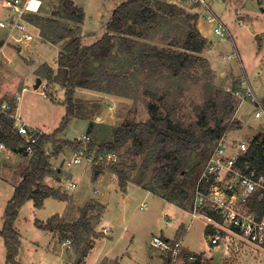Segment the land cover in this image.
<instances>
[{
	"label": "rangeland",
	"instance_id": "374dc122",
	"mask_svg": "<svg viewBox=\"0 0 264 264\" xmlns=\"http://www.w3.org/2000/svg\"><path fill=\"white\" fill-rule=\"evenodd\" d=\"M74 1L85 12L79 35L83 45H90L102 38L113 11L126 0ZM156 1L158 0H152L153 5ZM159 1L174 3L187 12L194 11L198 14L199 29L209 42L202 56L208 58L217 71H213L211 77H205L204 70L199 68L198 73L202 76V81L196 84H166L169 89L179 90L185 87L179 115L185 129L200 128L201 120L196 110L206 101V82H212L223 90H233L236 80H239L238 88L244 92L243 78H246L264 104V11L257 0H207L212 11L220 18L223 25L221 29L226 37L215 33L218 25L205 19V10L201 6L190 5L185 0ZM42 2L44 16L50 17L57 8V1ZM5 16L6 11L0 5V20ZM250 28H253L254 32ZM32 31L36 39L28 44L15 46L22 47L23 50L18 53L15 49L14 53H10L13 55L10 66L5 65L0 57V87L3 91H8L0 97V102L12 103L18 96L23 119L43 134L51 135L66 116L65 89L39 75L37 79H41L42 83L35 89L37 79L34 72L37 67L48 63L57 73L61 48L43 42L38 35L39 30ZM257 35L259 40L256 39ZM5 37L6 31L0 28V39L4 40ZM160 40L156 43L170 48L169 43L164 44ZM229 56H233V59H228ZM140 79L142 80L143 76H140ZM15 84H20L18 95L11 94ZM24 85L26 90L22 91ZM165 87L156 91L155 88L146 90L141 84L127 86L130 97L77 89L75 118L59 137L60 140L72 142L73 146L63 147L57 156L53 155L52 145L46 147L54 174L48 177L45 183L65 192L69 201L64 203L52 198L45 201L43 208L37 209L34 201L30 200L22 206L15 225L21 235L22 244L18 258L22 264L116 263L108 258H119V264H187V258L196 255L202 258V264H250L244 245L227 248L225 244H221L220 247L213 248L208 244L204 228L211 224L210 220L205 216L193 219L191 215L195 209V185L202 167L190 182L184 177H179L177 185L170 190H161L158 185L152 183V171L147 172L144 183L152 186L155 193L132 183H128L124 190L119 185L117 176L110 171L108 159H96L99 148L111 140L114 127L127 122H146L150 118V105H155L158 114L165 116L166 109L159 101ZM235 101L237 110L234 120L231 121L238 123L235 129L225 135V141L228 145L241 141H246L249 145L255 136L264 135V118L256 117L258 108L251 100L236 98ZM91 124L95 125L92 132L89 131ZM84 135H87L89 140L82 142L81 149L85 153L82 162L68 167L67 163L79 151L76 150L75 144ZM89 144L95 146L91 152ZM7 154L11 157L6 159L3 154L0 157V229L3 227L2 215L7 201L21 182L32 156H24L20 151L5 153L6 156ZM118 157L131 177L138 178L145 154L134 155L132 145L128 144ZM199 161L200 156L195 154L192 166ZM97 165L104 168L102 173L96 168ZM70 184H76L77 188L67 189ZM184 196H187V199L181 208L170 203L174 201L178 204ZM88 201L95 203L88 213L92 232L81 231L75 237L70 232L56 231L55 238L51 239L47 232L35 226L36 220L47 223L53 215L62 214L66 205H71V202L73 206L65 222L74 223L80 218L81 211ZM99 202L105 205V211ZM180 230V238L184 244L177 257L170 258L163 249L151 245L155 237L170 243L175 242ZM68 239L71 241L70 248L66 245ZM6 254L4 240L0 237V264H7ZM86 257L89 258L85 261Z\"/></svg>",
	"mask_w": 264,
	"mask_h": 264
},
{
	"label": "trees",
	"instance_id": "16d2710c",
	"mask_svg": "<svg viewBox=\"0 0 264 264\" xmlns=\"http://www.w3.org/2000/svg\"><path fill=\"white\" fill-rule=\"evenodd\" d=\"M56 1L57 8L50 17L44 16L42 8L38 14L29 15L28 19L39 29L44 41L61 48L57 73L48 64H43L36 73L65 89L67 111L53 134H42L33 146L22 180L7 203L0 230L7 250V264H22L18 258L22 243L15 227L22 206L30 200L37 208L42 207L46 198L69 200L65 192L45 183L54 174L46 147L52 145L53 155L57 156L63 147L72 145V142L59 137L75 118L77 89L130 97L127 86L141 84L146 90L155 88L160 91L167 83L185 86L189 82H201L199 68L204 70L205 77L213 75L210 62L202 56L209 42L197 27L198 17L174 3L158 0L153 5L152 0H126L113 11L102 38L93 44L83 45L79 34L85 20L84 10L74 0ZM158 39L164 44L169 43L170 48L157 44ZM140 76H143L142 80ZM239 85V80H236L233 90L228 91L206 82V101L196 110L201 120L198 130L185 129L179 116L185 87L178 90L166 86L159 98L166 109L165 116H160L157 107L150 105V118L146 122H127L114 127L111 140L99 148L96 159H106L110 154L117 157L116 162H109V169L117 176L122 188L133 183L156 193L152 186L144 183L149 171H152V183L161 190L175 187L179 177L190 182L207 161L215 143L236 128L238 122L231 120H234L237 110L234 92ZM14 124L13 118L0 113V141L11 151H20L28 157L23 149H18L25 140L15 130ZM94 127L91 124L89 131H94ZM128 144L132 145L134 155L145 154L138 178L131 177L118 157ZM75 146L76 150L83 147L82 142H76ZM88 147L91 152L95 146L89 144ZM195 154L200 156V161L192 166ZM237 164L248 168V171L256 169L258 175H264V135L253 138ZM96 168L100 173L104 170L101 165ZM186 199L184 196L178 204L170 203L182 207ZM93 204L87 203L74 223L64 222L55 215L47 223L36 220L35 226L44 231L70 232L75 237L81 231L92 232L88 213L94 208ZM256 208L260 213L263 206L256 203ZM207 214L219 220L213 211L207 210ZM210 230L206 227L205 235ZM181 235L180 230L173 244L181 240ZM190 257L187 264H202L200 256L196 255L193 260Z\"/></svg>",
	"mask_w": 264,
	"mask_h": 264
},
{
	"label": "built area",
	"instance_id": "2783aa9c",
	"mask_svg": "<svg viewBox=\"0 0 264 264\" xmlns=\"http://www.w3.org/2000/svg\"><path fill=\"white\" fill-rule=\"evenodd\" d=\"M190 5L201 6L205 10V19L210 23H216L215 33L226 37L222 31L221 20L212 11L207 0H185ZM260 8L264 11V0H257ZM1 7L6 11L4 19L0 20V28L6 31V37L0 44V56L6 46L21 45L33 42L36 39L32 30L38 31L28 19L31 14H38L43 2L42 0H0ZM38 29V30H37ZM40 36V31H38ZM228 59H233L229 56ZM244 92L238 89L234 96L243 101L251 100L257 105L256 117L264 118V104L257 97L252 86L243 78ZM228 91L232 89L228 88ZM16 109L11 102H0V113L9 115L15 120L14 128L25 140V144L18 146L27 154L33 153V146L43 134L40 130L31 128L23 122L13 110ZM89 140L84 135L79 142ZM246 141L233 142L228 145L225 136L216 142L207 161L202 166L200 175L195 185V209L191 213L193 219L205 216L210 220L208 224L211 230L206 235V240L213 248L225 244L227 248L239 245L253 246L264 250V175H258L256 169L248 171V168L239 166L238 160L248 150ZM6 144L0 141V152L5 151ZM80 148L74 157L67 163L68 167L80 164L84 156ZM108 162H116L115 155L107 156ZM76 184L68 185L67 189L75 190ZM256 203L263 206L262 212H258ZM207 210L218 215L219 220L209 217ZM200 211V213H198ZM71 241L68 239L66 245L70 248ZM151 245L163 249L171 257H177L181 251L182 240L170 243L167 240L153 238ZM191 260L195 256L190 257Z\"/></svg>",
	"mask_w": 264,
	"mask_h": 264
},
{
	"label": "crops",
	"instance_id": "0c3cea01",
	"mask_svg": "<svg viewBox=\"0 0 264 264\" xmlns=\"http://www.w3.org/2000/svg\"><path fill=\"white\" fill-rule=\"evenodd\" d=\"M192 13L194 14V15H196V16H198V14H195V12L194 11H192ZM197 27H198V29H199V25H198V20H197ZM200 30V29H199ZM200 32L202 33V31L200 30ZM202 35L204 36V34L202 33ZM218 35V34H217ZM3 42V40H1L0 39V44ZM43 42H44V40H43ZM16 45H10V48H4L3 49V51H2V55L0 56L2 59H3V62L5 63V65H8V66H10L11 65V57L13 56L12 54H10V53H14V50L16 49L17 50V52L18 53H21L22 52V50H23V48L22 47H20V48H17V47H15ZM7 47V46H6ZM28 47V46H27ZM207 57V56H206ZM208 59V58H207ZM209 61V60H208ZM24 62H25V58H24ZM210 62V61H209ZM44 64H48V63H44ZM49 65V64H48ZM210 65H211V67H212V69H213V71L214 72H217L214 68H213V66H212V64H211V62H210ZM50 66V65H49ZM13 69V68H12ZM37 69H38V67H37ZM36 69V70H37ZM53 70H55V68H52ZM36 70H35V72H34V75H35V77H36V79L38 78V74L36 73ZM38 80L39 79H37V82H38ZM18 83V82H17ZM19 86H20V84H18V85H16L15 84V89L13 90L14 92H9V93H11V94H16V95H18V88H19ZM36 86H37V84H36ZM36 86H35V89H37L36 88ZM0 97H3V95H5V93L6 92H8V91H3V89L0 87ZM23 90H26V86L24 85V87H23V89H22V91ZM45 96H46V94H45ZM47 97V96H46ZM48 98V97H47ZM15 99L16 100H14V102H12V104H13V106L16 108V109H14V114H16V116H18L23 122H25L27 125H29L31 128H33V129H36V130H39V129H37V127H33L31 124H30V122L29 121H26L25 119H23V115H22V113H21V110H20V103H19V97L18 96H16L15 97ZM242 117V119L244 118L243 116H241ZM243 121V120H242ZM9 153V152H11V150L10 149H7V150H5V151H1L0 152V157H2L1 155L3 154V156L7 159V158H9V157H11L10 155H8L7 154V156L5 155V153ZM13 152V151H12ZM133 184V183H132ZM46 185H48V184H46ZM135 185V184H134ZM48 186H50V185H48ZM51 187V186H50ZM54 188V187H53ZM57 189V188H56ZM124 190H126V188H124ZM149 192H151V191H149ZM12 198V197H11ZM10 198V199H11ZM9 199V200H10ZM48 199H52V198H46L45 200H44V203H45V201L46 200H48ZM54 199V198H53ZM9 200L7 201V203L9 202ZM55 200H57V199H55ZM58 201H60V200H58ZM69 201V200H68ZM60 202H64V203H66L67 201H60ZM92 203V201H88L87 203ZM43 203V205H42V207L41 208H43V206L45 205ZM86 203V204H87ZM100 203V202H99ZM100 205H102V206H104V211L106 210V207H105V205L104 204H102V203H100ZM6 206H7V204H6ZM71 206H73L72 205V202H71V205H69V203L66 205V209H65V211L62 213V214H55V215H58V216H60V218L65 222L66 220L65 219H67V216H68V213L70 212V208H71ZM41 208H37V209H41ZM5 209H6V207H5ZM79 208H77V210H78ZM4 212H5V210H4ZM3 215H4V213H3ZM3 215H2V218H3ZM55 215H53V216H55ZM73 215V214H72ZM52 216V217H53ZM75 216V215H74ZM77 216H79V213L77 214ZM51 217V218H52ZM79 219V218H78ZM4 223V222H3ZM3 228V227H2ZM204 229H206V228H204ZM0 230H2V229H0ZM104 230V229H103ZM44 231V230H43ZM44 232H47L49 235H50V237H51V239H54L55 238V233H56V231H53V232H50V231H44ZM204 232H205V230H204ZM186 234V233H185ZM184 234V235H185ZM21 236V235H20ZM182 240V239H181ZM184 244V241H182V245ZM51 246V240H50V245H49V247ZM246 252H245V255H247V259L249 260V262H250V264H264V250L263 249H259V248H255V247H253V246H249V247H247L246 246V250H245ZM89 256V255H88ZM88 258L89 257H86V259H85V261L86 260H88ZM104 258H106V257H104ZM108 258V257H107ZM108 259H110V260H113V261H116V263H114V264H119V258H108Z\"/></svg>",
	"mask_w": 264,
	"mask_h": 264
},
{
	"label": "water",
	"instance_id": "95a60500",
	"mask_svg": "<svg viewBox=\"0 0 264 264\" xmlns=\"http://www.w3.org/2000/svg\"><path fill=\"white\" fill-rule=\"evenodd\" d=\"M250 29L254 32V29H253V28H250ZM256 39H257V40L260 39L259 35L256 36ZM41 83H42V81H41V79H39L38 82H37V86H36V88H39L40 85H41Z\"/></svg>",
	"mask_w": 264,
	"mask_h": 264
}]
</instances>
